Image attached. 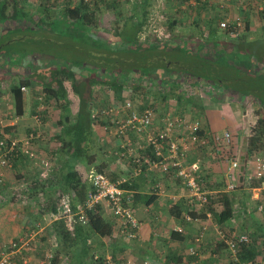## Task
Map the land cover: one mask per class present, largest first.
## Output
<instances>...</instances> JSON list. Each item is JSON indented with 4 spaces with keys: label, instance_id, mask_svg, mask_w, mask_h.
<instances>
[{
    "label": "crops",
    "instance_id": "crops-1",
    "mask_svg": "<svg viewBox=\"0 0 264 264\" xmlns=\"http://www.w3.org/2000/svg\"><path fill=\"white\" fill-rule=\"evenodd\" d=\"M18 1L20 0H17V2ZM121 1V9L124 16L120 20V23H122V29L120 28V30L123 34H126V26L130 24L134 28H137L135 29L134 34L136 36L133 38V41L138 38L140 39V32H143L145 27H148L149 24H154L157 19L153 18V14H149V12L147 13L144 11L145 8L143 9V7L145 6L146 0ZM151 1L152 0H148L149 5L152 4ZM166 1L167 2L163 4V9H165L166 12L164 11L162 14L160 13L158 20L166 21L167 25L163 27L161 26L162 29L160 30L156 29L155 26L154 28L151 27V30L157 32L158 39H156V41H162L161 44L163 45H169L176 42L187 52L186 58H192V56H194V58H198L202 62L203 60H211L212 58L216 59L218 55L222 57L234 55L236 56V62L235 64L233 63L234 66L241 67L243 64H248L249 66L255 67V74L252 73V70L242 71L250 76H255V78H259L262 74L264 79V69H260L261 64H258L255 60L250 58L244 51H241L242 54L244 53V55H241L237 48V46L242 47L248 39H252L251 37L258 39H262L264 37V11L262 13H255L259 16L261 23L259 29L253 28V25H255L256 22L254 19L252 21V18L254 17V15L251 14L252 12L243 13L246 16L245 22L249 26L247 25L248 28L242 35L243 39L240 42H236L235 40H232L230 36L221 32L218 28V21L220 18H225L228 14L231 15L234 11L237 12L239 10L238 12H242V8L238 7L237 4L232 8L231 6H233V2L229 4L228 7L230 11L227 10L226 14H224L226 10L223 12L220 9H217L218 16H216L214 20L216 25H213L216 33L214 32L213 34L211 27L212 22L207 20V11H211L210 8L205 7V5H203V7L202 5L201 7H198L201 3H194L192 0L181 1L184 2L183 4L176 0L177 6L175 0ZM21 3L26 6L25 10L27 12L39 15L34 17V22L41 24V12L39 11L41 4L46 3L49 8H52L57 12H60V9L64 5L63 0H28L27 3L22 0ZM174 4L175 6H173ZM188 4L195 6V10H197V12H194L195 10L191 12V22L185 25L186 22L181 23L177 13L180 12V9H186V7L189 6ZM241 6L243 7L244 5ZM72 7H74V5H72ZM28 9H31V11ZM195 13L201 15V19L203 20L202 22L200 21L198 15V18L192 19V14ZM56 17L58 16L56 15ZM13 20L14 19H11L10 21L12 23L11 25H13L12 27L2 28V25H0V39H4V42L0 44V50L2 52L3 50H6L7 54H9L7 59L0 56V60L3 63V65H0V120H3L4 118L5 122H8L5 126H2L4 128L0 127V134L3 136V139L7 138L9 141H14L12 140L14 138L23 140L30 135H35L36 139L32 149L34 158L29 159L28 156H21L19 154H16L18 157L14 158L13 155L10 167L4 169L7 177L2 179V182H0V189L3 190L2 194H5L8 193L9 190H15V188L18 187L16 190L18 197L22 196L24 201L29 202V208L24 211V215L30 211L36 210L34 214L37 218H43L45 220L44 224L43 222L39 223L35 227L37 230L31 231V233H34L35 231L36 235H42L43 233L46 236L49 233V236L53 238L54 241L52 240L48 242L49 244H47V247L50 249L46 248V237L41 238V240H39L40 242L38 241L37 245L39 246L38 253L40 254V258L36 263H42V261H44V264H52L54 260V253L58 248V242L55 240L56 236L53 230V223L55 221L58 219H64L69 224L71 230H73L76 226L75 218L67 220L65 217L60 216L64 203L70 204L71 198L74 197H71V192L65 193L60 190L59 187L61 185V168L65 163V152L61 150L62 143L58 137L63 135L65 127H74L82 109L81 101L83 98H86L87 101H89L90 109L93 113L91 116V118H93V127L91 130L92 135L90 137L87 136V140L82 144V148L88 150L85 161L83 163L73 162L70 164L69 168L78 171L82 176L83 181L90 188L92 187L87 179V175L91 171L98 172V170L101 169L102 173L113 181L120 180L122 177H129L128 183L126 184L128 186L127 190L131 191L134 195L135 216L139 221L138 238L135 241L130 240L121 233L119 222L113 215L107 203L101 204L98 210L101 212L104 220L110 225V235L105 237L96 234L92 236V239H89L88 245L93 247L91 254L94 256L95 260L102 259L106 264H127L130 261H133L136 264H165L168 262L170 257L174 255L179 264H230L231 259L229 257L228 249L225 244L220 241L218 232L235 231L240 234H248L252 237L254 242H257L256 248L258 250V255L255 258L254 263L251 262L250 264L264 262V190L259 189L260 184L250 188L246 186L245 188H239L233 192H228L235 201V216L231 221L220 225L216 222L215 218L216 214L222 210L221 207L218 206V203L211 206L206 205L205 207L190 204L189 190L183 186L181 181L175 176L163 174L158 169L147 166L143 167V173L140 176H132L133 167L130 162L128 163V160L121 157V154L124 151L121 148L123 140L115 135L106 134V124L108 123L106 116H103L105 111V108L103 107H106V109H120L124 105V102L127 100H125L124 97L125 91H122L121 93H114L112 91L113 93L110 94L108 102H105L107 99L100 98V90L98 86L93 85L90 91L88 86L86 88V93L83 96L81 90H84L85 86H77L78 89L75 92L79 101H77V99L72 100L70 97H67L70 103L69 113H61V110L56 107L57 100L51 98L50 101L53 106H50L47 111L50 119L46 123L38 121L36 119V113L37 109L39 111L40 108H38V105L40 104L41 106V102L38 100L39 96L44 97L49 94L48 90L50 89L40 86L43 84L41 79L34 77L36 79L33 80L31 74H27V70H31V59L36 55H30L31 50H28L26 45H31L34 41L40 40L36 37L37 35L31 36L29 33L17 34L12 32L11 29H15L19 26H15L16 24H19L18 22L21 23V21ZM5 24L7 25V23ZM140 25H142L141 29H139ZM184 25L190 31L188 36H185L182 33L181 29ZM124 28L126 30H124ZM45 29L51 30L48 26H46ZM167 34L170 40L166 39ZM159 35H162V37H159ZM116 36H120V34L116 33ZM123 38L128 40L126 35H124ZM18 44L21 45V49L13 48V50L12 45L16 46ZM158 44L159 43H156L145 48L153 50V46ZM138 45L140 46V44ZM133 46L136 50L137 44L134 43ZM131 48L134 50L133 47ZM259 48L262 49L263 52H260V56L264 58V47L262 46ZM249 50L251 49L249 48ZM136 52H138V49ZM167 56V58L162 60V63L166 64L167 70L164 71L163 68H160V72L155 73L157 74L155 76L157 79L155 82L158 83L159 77L161 78L162 74L165 72H171L174 74L180 71L181 73L190 74L189 80H186L185 82L184 89L186 90L185 86L187 85V81L194 80L187 85L190 87L188 91L190 92L189 94H193V97H196V94L198 95V100L196 103H193V105H201L199 108L191 109V111L194 110L191 114L198 110V113L196 111L194 116L183 117L187 118L189 121H200L202 130L204 131L203 135L208 137L216 133L230 132L233 138H235L234 143H237L239 150L243 149L246 139L251 132V128L256 124L257 116L256 119H254L255 121L248 123L251 122L248 112L245 110L242 112L238 110L240 109L239 107L244 105L243 102H241L243 101L241 100L242 96L238 92L233 91L234 93L231 92V94H234L236 97H233V95L228 96L226 93V95H224L225 98H221L224 90L219 89L217 85H213V83L208 79L205 80L206 82L204 85L202 78L191 75L193 71L191 69L193 66L188 64L186 60L184 63H180L181 61L171 59L170 56L172 55L170 53H167ZM157 62H159V58L156 54V59L151 62L149 61V63L155 64ZM182 64L183 68L177 70L176 68L180 67ZM75 68L74 72L77 75L76 79L79 81L83 77H94V69H91L87 65H84L81 71L78 67ZM1 72H6L5 81L2 79L3 74ZM81 73L82 75H80ZM173 74H166V77L174 76V78H176L175 74ZM174 78L171 77L172 80ZM50 81H53V78H51ZM68 83L71 84L72 82L67 81L64 84V88L66 90L67 88H70ZM81 83L82 82L80 81L78 85ZM159 84L161 85L157 87V91L166 89L165 86H163V80H160ZM15 85L20 86L21 90L23 87L26 88L25 91L22 90L25 102V112L23 116L16 115L15 98L13 92L11 91ZM59 89H61L59 86H53L52 92L54 91L56 93ZM78 92H80L79 95ZM70 93H72V91ZM98 95L99 99L96 98ZM162 96L163 97H160L161 101L166 98V101L171 102L172 105H174V103L178 104L176 99L177 97H167L166 94H163ZM185 96L187 95L185 94ZM192 100V97H188L187 99L183 98L181 105L185 103H192ZM239 102H241V104ZM145 105H147V102ZM226 105H233L234 109L231 108L228 110V113H225L223 106ZM146 107L152 106L149 104L142 109L140 108L139 111H143ZM154 109L156 110V108ZM161 110L162 109H159V111H157L158 114H161ZM63 115H67L68 117ZM99 116L103 117L99 118ZM66 117L69 118V122L66 120L63 121ZM123 117L125 116H121V118ZM165 117L166 116H155V124L162 121ZM240 122H243V128L238 131ZM10 137H12V139ZM128 139H130L133 143H136L140 138L134 133H129ZM211 145L213 146V144ZM145 155L150 156L151 150L147 149L145 151ZM215 157L217 158V161L211 164L210 161H212V159L214 160ZM51 158L53 164L49 160ZM223 158H228L225 152H217L211 150V147L204 148L200 146H191V150L188 155V160L190 162L196 160H200L202 162L204 171V173H202V181L204 188L210 195L211 201H217L219 197L218 194L224 191V171L227 162L225 160L223 161ZM41 160H45L47 165L43 166L39 164L38 162ZM243 161L244 158H242V163L244 164ZM51 168L54 170L55 175H50L47 181L42 180L44 176H47ZM69 168L66 167L68 170ZM40 170L42 174L37 175V171ZM245 170L247 169H245V166L243 165L240 170L241 182L243 181L244 175L247 173L244 172ZM9 172H15L16 175L8 176ZM37 181H41L43 188L38 190L39 193L37 199L40 202V206L33 197H29L30 195L28 191V189L32 188ZM3 183L6 185L2 186ZM157 186L163 190V194L155 191ZM27 195H29L28 198ZM260 207H262L261 211L259 210ZM55 209L56 211H54ZM192 214L196 217H193ZM186 215L197 219V221L187 222L185 219ZM177 228H180L182 232L177 233L175 231ZM28 229L31 230L30 228ZM199 236L203 237V243L200 246L195 244V239ZM12 240L14 241L16 239ZM9 242L10 241L7 243H1L0 251L7 250V244ZM192 247L197 249L198 253L195 256L189 255V249ZM31 252H33V249L32 251L25 252L24 254L28 257ZM49 255L53 256V259L50 261H48ZM69 261L68 264H70Z\"/></svg>",
    "mask_w": 264,
    "mask_h": 264
},
{
    "label": "trees",
    "instance_id": "trees-1",
    "mask_svg": "<svg viewBox=\"0 0 264 264\" xmlns=\"http://www.w3.org/2000/svg\"><path fill=\"white\" fill-rule=\"evenodd\" d=\"M21 1L22 0L18 2L17 0H0V25H2V28L12 27L13 25L9 24V22L11 21V19H14L13 21L15 20L21 21V23L18 22L19 24L15 25V26L17 25L19 26H17L15 29H11L12 32L17 33V34H22V33L34 34V33L45 32L47 31L45 27L48 26V28L51 29L50 31L51 33H54V34L58 33L60 35H65V36H70V37L71 36L73 37L76 35H77L76 37L82 36V35L83 36L90 35L91 33H93L95 29H97L100 26L101 17H102L103 12H106L107 9L109 8L117 9L118 5L122 4L121 0H103L100 2H95L91 5L79 4V5L72 7V4L69 0H63L64 5L60 9V12H57L56 10L49 8L46 5V3H43L44 5L41 4L40 5L41 8L39 9V11L41 12V19H40L42 21V24H41L38 22H34V17H36L37 14L27 12L25 10L26 6L23 3H21ZM196 1L198 3H202V7L203 5H205V7H208L213 4L207 1L205 2L201 0H196ZM262 1L263 0H244V1L230 0V2H233L232 5L237 4L238 7L242 8V12L240 11L241 14L245 12L247 13L252 12L251 14L262 13L263 11H259L258 9V7L262 4ZM23 2L27 3L28 0H23ZM181 3H184V2H181ZM207 3H209V5ZM188 5L189 6H187V8L195 10L196 8L195 6H192L191 4H188ZM241 5H244V6L242 7ZM148 6H149L148 0H146L145 6L143 7V9L145 8L144 11L147 13H148L147 11ZM232 7L234 6H231V8ZM227 10L230 11L229 7H227L224 14H226ZM56 15L58 17H56ZM243 17L245 19L246 17L245 14H243ZM223 19L220 18V20L218 21L219 29H220V22ZM5 23H7L8 26ZM213 25H216L215 22H212V26H211L212 32L214 34L215 31H214ZM247 25L248 24L246 23L245 25L246 29L249 26ZM141 26L142 25H140L139 29H141ZM53 28L55 29L54 32H53L54 30ZM225 34L229 36V32H226ZM31 36H34V35H31ZM93 38L95 39L91 38L92 40H91V46H90L92 48H89V49L81 48V50H79V48L77 47L76 49H78L79 53L82 56L87 55L89 57L87 53L91 54L92 58L95 59L92 61L94 65L95 66L104 65L105 71H106V65H108V62L106 61L107 50L111 51V50L119 49L123 52L128 53L130 51L134 53L138 49V52L153 51L152 52L153 54L154 52H156L157 57L159 58V61H160L158 62V64H160L159 66H162L164 71H166L167 69H166V64L162 63V60L168 57L167 53H170L171 55L180 53V54H183L184 57L187 56V52L184 49H182L176 42L169 44V45H166V44L163 45L161 44L162 42H160V44L153 46V50H151L149 48H144L141 44L139 46L138 45L139 43L135 40L131 42L130 47L120 46L114 49H108L106 47V44H107L106 39L104 38L99 39L94 36ZM242 39L243 37L235 41L240 42ZM3 40L4 39H0V44L4 42ZM34 43L35 41L31 44H34ZM134 43L137 44V48L135 51L131 48ZM157 43H159V41ZM85 44L88 47L90 45V43H87V42ZM30 53H31L30 55L33 54L32 52ZM8 57H9V54H7L6 52L2 58L7 59ZM51 58L56 62V65H59L61 64V62L64 61V60L57 61L55 57H51ZM143 60L146 61V62H142L143 68L153 65V63L152 64L149 63L150 55L143 57ZM84 65L85 63H82V62H73V63L66 62L64 64L65 68L58 70L57 75L55 77H52L53 81H49V82L47 81L45 84L43 82V84L40 85L42 87L44 86L45 88L50 89L48 90L49 94L45 95L44 97L39 96V99H38L39 102H41V104L43 103L44 105L47 106L46 112L37 110L36 116H38L41 123H46L50 119L48 117L49 114H47V111L50 106H53V104H51L52 102L50 101L51 98H54L55 100H57L56 107H58L61 110V113L70 112L69 111L70 103H69V100L67 99L66 89L64 88V84L67 81H71L73 84L76 85V87L79 86L78 83H80L81 80L86 81L88 82L87 85L89 86V91L93 85H96L100 88L106 83V86H109V89H111L114 93H121L122 91L125 90L126 86H124V84L121 82L122 80L124 81V83H127V81H130L132 83V87L130 89V91H132V97L133 99L135 96H138L140 98L141 109L144 108L145 106H148V105H145V103L147 102L146 99L149 96V92L147 90L148 88H146L147 85L149 86V90H150L152 87L160 86L161 84H159V81L163 80V83H164L163 86H165V88L167 89L171 81L172 82L174 81L171 79V77H174V76L166 77V74L172 75L173 73L171 72L163 73L161 78L159 77L158 83H156L155 81L157 79L155 78V76L157 74H155L154 72H150L148 69H146L148 71H144L141 69L139 74L137 75L138 76L137 80L132 79L130 77V75L132 74L131 72L124 73L123 71H120V69H118L115 72L113 71V75L117 74L115 76L119 77V79L116 78V80L112 82V81L106 80L105 78H100L96 74V71H95L96 68L94 66H93L94 67L93 74H95L94 77H90V78L83 77L79 81L78 79H76L77 75L75 74L74 69H76L75 67H78V69H80L81 71L82 66ZM71 66H73L72 67L73 70L72 68H70ZM101 72L102 71H100V73ZM80 75H82V73ZM189 78H190V74H185L183 72L181 73L180 71L176 75L177 83H181L182 80L183 81L189 80ZM146 79H148L147 80L148 83H146ZM208 80L212 82L213 85H217L215 82L216 80L215 78H213V76L210 75L208 77ZM224 82L226 83V79L223 78L219 82V85L221 83L223 84ZM53 83H58L59 88H61L57 90L56 93L54 91L52 92ZM11 91L13 92V95L15 98L16 115L23 116L25 112V102L23 98V91L21 90V87L18 85H15L11 89ZM81 92L83 96L85 95L86 90H82ZM186 95L190 96L189 93H187ZM40 98H42V100H40ZM96 98L99 99V95L96 96ZM183 98L187 99L185 95L183 94H181L180 96H177L178 104L180 105L182 104ZM43 99L45 102H43ZM81 102H82V109H81L80 114L78 115V119L76 120L74 127L73 128L65 127V129L63 130V135L58 137V139H60V142L62 143L61 150L65 152V157H64L65 163L62 165L63 167L61 168L62 169L61 174H60L61 185L59 187H60V190H62L65 193H70V192L72 193L71 197H74V198H71L70 206L74 213L78 211L79 206L80 207L84 206V204L86 203L87 197L92 189L83 181L82 176L80 175L78 171L73 170L72 168H69L70 164L73 162L83 163L85 161V157H86L88 150L83 149L82 144L84 141L87 140V136L90 137L92 135L91 130L93 127V118H91V116L93 113L90 109V103L89 101H87L86 98L85 99L83 98ZM105 102H108V100H106ZM39 107H40V104L38 105V108ZM103 108H105V111L110 109V108L106 109V107H103ZM255 113L257 116V121L254 127L251 128V132L246 139L245 146H243V149L239 150L237 143H234L235 138H233L232 150L226 153L227 156L233 155L237 159H240L241 163H242V158H244V161H243L244 164L242 163L244 166H246V163L251 156L259 152H264V102L260 101L258 108L255 110ZM63 116H67V115H63ZM67 117L64 118L63 121L66 120L69 122V118ZM1 140H3V136L0 134V141ZM34 142L35 140L32 143V149L34 146ZM15 157L17 158L18 156L14 154V158ZM49 160L51 163H53L52 158ZM224 160L225 158H223V161ZM40 162L38 163L40 164ZM66 167H68L69 170L66 169ZM98 172L102 173V170L99 169ZM244 172H247V170H245ZM54 173H55L54 170L51 168L47 176H44L42 180L47 181L50 175L52 176L55 175ZM40 174H42L41 170L37 171V175H40ZM41 181L40 182L37 181V183H35L34 186H32V188L28 189L30 196L27 195V198L28 196L30 198L33 197L35 201H37V204L39 206H40V202L38 201L37 197L39 193L38 190L43 189ZM238 185L239 186L237 189L245 188L246 186L250 188V187L259 185V182L255 181L252 183H247L245 180H243L242 182H239ZM124 188L127 189L128 186L125 185ZM218 196H219L218 200L212 201V204L218 203V206L221 207L222 210L218 214H216L215 218L218 224L223 225L226 222L231 221L234 218L235 216L234 215V205H235L234 202L235 201L229 193L224 192V191L220 192ZM98 209L94 212L87 213V224L86 225L82 226L81 223L78 222V218L75 217L76 226L73 230H71V228L69 227V224L64 219H58L57 221L53 223V230L56 236L55 240L58 242V248L54 253V260L52 264H62L61 262L63 261V258H62L63 255L68 256L71 259V260L69 259L70 264H106L105 261H103L102 259H98V260L94 259V256H92L91 254L93 247L88 245V241L89 239H92L93 235L99 234L100 236H105V237L110 235V225L104 220L101 212H99ZM54 211H56V209ZM193 217H196V216L193 215ZM250 238H251V242L249 244L242 245L240 247V252L238 256L239 258L237 261H233L229 253V257L231 259L230 264H250L251 262L254 263V260L258 255V250L256 248L257 242H254L251 236ZM165 264H179V262L178 260L175 259V256L173 255L172 257H170L168 262Z\"/></svg>",
    "mask_w": 264,
    "mask_h": 264
},
{
    "label": "built area",
    "instance_id": "built-area-1",
    "mask_svg": "<svg viewBox=\"0 0 264 264\" xmlns=\"http://www.w3.org/2000/svg\"><path fill=\"white\" fill-rule=\"evenodd\" d=\"M72 5L79 4L91 5L103 0H69ZM219 5L221 11H225L230 0H213ZM259 11H264V0L258 7ZM246 22L241 12L228 14L220 22V30L229 32L232 40H239L246 31ZM213 87V86H212ZM26 90L25 87L22 88ZM42 100V98H40ZM39 111H45L42 103ZM106 116V134L115 135L123 140L121 148L124 150L121 157L130 162L133 167V177H138L143 173V167L156 168L166 175H173L181 181L183 186L189 190V203L205 207L210 204V195L204 188L202 181L203 167L200 160L190 162L188 155L191 146L210 148L214 151L227 153L232 150L233 136L230 132L216 133L210 137L203 135L200 121H189L187 118L179 115L172 117L171 113L164 115L158 114L152 107H146L143 111L135 109L134 103L127 99L120 109L110 108L104 111ZM103 116H99L103 117ZM121 116H125L121 118ZM155 116H166L159 124H155ZM38 121L39 118L36 116ZM129 133L139 136V141L133 143L128 139ZM36 139L35 135H30L23 140L9 141L7 138L0 141V182L4 179L3 170L10 167L11 159L14 154L28 156L33 159L32 143ZM213 144V146L211 145ZM151 150V155L146 156L145 151ZM36 159V155H35ZM227 162L225 168V186L224 192H233L237 190L240 178V170L243 166L240 159L233 155L225 159ZM41 165H47L45 160H41ZM247 169L243 180L247 183L259 182V189L264 190V153L259 152L251 156L245 166ZM91 184L92 191L83 207H79L74 213L69 203H64L60 216L67 220L78 218L81 225L87 224V213L96 211L103 203H107L113 215L118 220L120 231L130 240L135 241L138 238L139 221L136 219L134 206V195L131 191L124 188L128 183L129 177H122L120 180L113 181L105 174L91 171L87 175ZM156 192L163 194L160 187H156ZM262 210V207L259 208ZM187 222H195L197 219L186 215ZM177 233L182 230L177 228ZM35 234L12 240L7 244V250L0 251V264H33L31 257L24 253L32 251L30 242ZM218 236L221 242L228 248L230 257L233 261L238 260L240 247L249 244L251 238L248 234H240L235 231H219ZM203 243V237L195 239V244L200 246ZM34 251V250H33ZM197 249H189V255H197ZM53 256H48V261ZM36 264H44L36 263ZM127 264H136L133 261ZM253 264V263H252ZM257 264H264L260 262Z\"/></svg>",
    "mask_w": 264,
    "mask_h": 264
},
{
    "label": "rangeland",
    "instance_id": "rangeland-1",
    "mask_svg": "<svg viewBox=\"0 0 264 264\" xmlns=\"http://www.w3.org/2000/svg\"><path fill=\"white\" fill-rule=\"evenodd\" d=\"M141 1V0H140ZM171 1V0H168ZM179 2L184 1V0H178ZM194 3H198L196 0H192ZM211 2L213 3L212 5L208 6V8L211 9V11H207V20H210L211 22H214L216 16H218V12L217 9L219 10V6L214 3L212 0H204L203 2ZM240 1V0H239ZM244 1V0H241ZM152 4L149 5L148 7V12L149 14H153L155 19H157L156 22H154V24H149L148 27H145V30L141 33L140 39L138 38L136 41L141 44L144 48L147 46H152L154 44H156L158 41H156V39H158V35L157 32L154 30H151L152 28H155L160 30L162 29L163 26L167 25L166 21H162V20H158L159 14L163 13L165 11V9H163V4H165V2H167L166 0H152L151 1ZM176 3V0H175ZM232 3V2H231ZM183 4V3H181ZM209 5V3H207ZM202 3L198 6L201 7ZM175 6V4L173 5ZM177 6V3H176ZM233 6H236V4H234ZM31 11V9H28ZM117 10V11H116ZM180 12L177 13L179 15V18L182 22H186L185 25H187L189 22H191L190 20V16H191V12L194 10H191L190 8L186 9H180ZM166 12V11H165ZM194 12H197V10H195ZM235 14V11L232 13ZM198 14H192V19L193 18H200V21L202 22L203 20L201 19V15ZM254 17L252 18V21L254 19V21L256 22L255 25H253V28L255 29H259L260 28V20H259V16H257L255 13H253ZM39 16V15H37ZM124 16V13L122 12L121 9V5H118L117 9H107L106 12H103L102 17H101V24L100 26L95 29L93 31V33H91L90 35H82V36H65V35H60L58 33L54 34L51 33V30L45 31V32H40V33H34V34H30V35H37L36 37L39 38L40 41H35L34 44H27L26 48L28 50H31V52L36 55L31 59V65L29 69V71L27 70V74H31V76L33 77V80H35L37 77L39 79H41L44 84L48 81H50V79L52 77H55L57 75V71L65 68L64 64L66 62L69 63H73V62H82L85 63V65H87L88 67H90L91 69L94 67L96 68V74L100 77V78H105L106 80L109 81H115L116 78L119 79V77H116L115 75H113V71L115 72L116 70L120 69V71H123L124 73L126 72H131L132 74L130 75V77L132 79L137 80L138 79V74L140 72V70H144V71H150V72H154V73H159L160 68H162V66H159L160 64L155 63L153 65H150L148 67L143 68V63L142 62H146L143 60V57L150 55V62L153 61L154 59H156V52H154V54L152 53L153 51H143V52H123L119 49L116 50H107L106 54V61L108 62V65H106V71H105V67L104 65H100V66H95L94 63L92 62L93 59L91 54L87 53L89 55V57L86 56H82L78 49H76L77 47L79 48V50H81V48H92L91 46V40L95 39L94 37H97L99 39H106V47L108 49H114L116 47H125V46H129L131 42L133 41V38L136 36L135 33V29L133 26H131L130 24L127 25V30L124 28V30L127 31L126 34H123L122 31L120 30L122 23H120V20L122 19V17ZM152 18V17H149ZM211 18V19H210ZM168 21V20H167ZM163 22V23H162ZM10 24H12L10 22ZM184 25V27L181 29L183 35L188 36L190 34V31L188 28H186ZM162 26V27H161ZM139 27V26H138ZM152 27V28H151ZM159 27V28H158ZM54 29V28H53ZM122 29V28H121ZM144 29V28H143ZM142 29V30H143ZM155 29V30H156ZM55 31V29L53 30V32ZM151 31V32H149ZM218 31V30H217ZM119 33L120 36H116V33ZM220 33V32H219ZM124 35H126V37L128 38V41L125 40L123 37ZM166 39L170 40L168 34L166 35ZM159 37H162V35H159ZM92 38V39H91ZM252 39H248V41H246L243 46H237L239 52L241 53V51H244L250 58H252L253 60H255L258 64H261L260 69H264V58L261 55L262 49H260L259 47H264V37L262 39H258V38H253ZM90 43L89 47L85 44V43ZM162 42V41H161ZM160 44V42H159ZM259 46V47H258ZM21 45L18 44L16 46L12 45V49H21L20 48ZM134 48V46H132ZM249 48L252 50H249ZM13 49V50H14ZM106 51V50H105ZM135 51V49H134ZM18 52V51H17ZM261 52V53H260ZM6 53V50H3V52L0 50V56L3 57V55ZM205 54V53H204ZM93 55V54H92ZM113 55V56H112ZM241 55H244V53ZM43 56V57H42ZM55 57L57 59V61L59 60H64L63 62H61V64L56 65V62L51 58V57ZM171 59H175L178 61H181L180 63H184V61L186 60V62L188 64H191L193 67L191 70L192 73L191 75L195 76V77H200L202 78V81L205 85V80L208 79V77L211 75L213 76V78H215V82L217 84V86L219 85V82L224 78L226 79V83L224 82L223 84L221 83L218 88L223 91V94L221 96V98H225L224 95L228 96H232L236 97L234 94H231V92L235 91L238 92L242 98L241 102H243V106L239 107L241 112L243 110H245L246 112H248V116L250 117V121L248 123H252V121H255L254 119H256V113L255 110L258 108L260 101L264 102V79H263V75L261 74L259 76V78H255V76H250L249 74H245L242 70L244 71H251L252 73L255 74V67L249 66L248 64H243L241 67L239 66H234L235 62H236V56L234 55H227L225 57H222L220 55L217 56V58H212L211 60H203V62L201 60H199L198 58H194V56H192V58H186L184 57L183 54L177 53V54H173L172 56H170ZM14 60V59H13ZM199 60V61H198ZM1 62V60H0ZM160 62V61H159ZM234 63V64H233ZM0 65H3V63L1 62ZM231 65V66H230ZM67 66V65H66ZM94 66V67H93ZM145 66V65H144ZM72 68V67H70ZM83 68V66H82ZM103 68V69H102ZM183 68V64L176 68L177 70ZM2 69V68H1ZM69 69V68H68ZM148 69V70H146ZM73 70V68H72ZM75 70V69H74ZM100 71H102L100 73ZM7 72V71H6ZM6 72L2 73L3 77L2 79L5 81L6 80ZM106 73V74H105ZM175 76L177 75V73H174ZM95 75V74H94ZM30 76V78H31ZM105 76V77H103ZM29 78V79H30ZM174 78V77H173ZM32 79V78H31ZM148 79H146V83H148L147 81ZM156 80V79H155ZM174 81L169 84L167 89H163L160 91H157V87L151 88L149 90V86L146 88H148V92H149V96L146 99L147 101V105H151L153 108H156V112L159 111V109H162L160 111V113H165V112H170L172 116H194V114L198 113V110H196L194 113L191 114V109L194 108H199L201 107V105H193V103H196V101L198 100V95L196 94V97H193V94H189L190 96H185V97H192L193 98V102L189 103V104H177L174 103V105H172L171 102H167L166 99H164L163 101L160 100V97H163V94H166L167 97H173L176 98L177 96H180L181 94L185 95L187 93H190L188 90L190 89V87H187L188 84H190V82L194 81H187V85L185 86L186 90L184 89V85H185V80L181 81V83H177L176 78L173 79ZM198 80V79H196ZM230 81V83H229ZM81 84H79V87H84V90H86V88L88 87V82H83V80H81ZM124 86H126L125 88V100L126 99H130L134 105H135V109L139 110L141 108V100L138 96H135L134 99L132 97V91H130L131 87H132V83L130 81H127V83H124V81H121ZM65 83V82H63ZM70 85V88H67L66 90V95L67 97H70L72 100H78V97L76 96V89H78L76 87L75 84L73 83H68ZM52 86L57 87L58 83H53ZM75 87V89H74ZM152 87V86H151ZM160 88V87H159ZM204 90H206L205 88H203ZM100 90V98L103 99H109L110 94H112V90L109 89V86L103 85L102 87L99 88ZM226 90V91H225ZM230 90V92H229ZM1 91V89H0ZM72 91V93H70ZM82 91V90H81ZM80 92H78L79 95ZM234 93V92H233ZM195 94V93H194ZM177 95V96H176ZM81 96V94H80ZM115 96V95H114ZM216 97V96H215ZM163 99V98H162ZM177 99V98H176ZM233 99V98H232ZM124 100V98H123ZM235 100V99H234ZM233 100V102L235 103V101ZM121 101V100H120ZM43 102L44 99H43ZM73 102V101H72ZM241 102H239L241 104ZM169 106V107H168ZM184 106V107H183ZM240 106V105H239ZM225 109L224 112L228 113L229 109L233 108V105H226L223 106ZM244 107V108H243ZM181 108V110H180ZM190 109V111H189ZM38 110V109H37ZM45 111H46V107H45ZM44 111V112H45ZM235 111V110H234ZM7 113V112H5ZM164 115V114H162ZM2 116V115H1ZM10 116V115H9ZM246 121V120H245ZM244 121V123L246 124V122ZM161 121L158 122V124ZM8 122H5V119L3 118V120H0V127L4 128L2 126H5V124H7ZM238 131L242 130L243 128V122L239 123L238 126ZM12 139V137H10ZM25 139V138H24ZM12 140H20V139H12ZM30 159V158H29ZM217 161V158L215 157V159L212 161H210V163H214ZM53 164V163H52ZM34 169V168H33ZM3 175L4 178L7 177L6 175V171L3 170ZM15 172H9L8 176H15ZM12 178V177H11ZM6 180V179H5ZM14 181V179H13ZM6 184H2V186H5ZM11 185V184H10ZM1 187V186H0ZM8 187V185H7ZM18 187L12 190H9L8 193L2 194V189H0V244L1 243H7L8 241H11L12 239H19L25 236H28L31 233V231L33 230H37L35 229V227L39 224L45 223V220L43 218H37V216L34 214L36 212V210L30 211L28 213H26V215H24V211L29 208V202L28 201H24L22 196L18 197V195L16 194V190ZM14 192V193H13ZM219 198V197H218ZM212 201H210V204L208 206H211ZM28 228H30L31 230H29ZM35 234V231H34ZM46 237V248L50 249L47 247V244H49V241H54L53 238H51L48 235H44L42 233V235H36L34 236L33 240L30 242L31 247L33 248V252H31V254H29V257H31V260L33 262V264H35L39 258H40V254L38 253V248L39 246L37 245L38 241L41 240V238ZM40 242V241H39ZM43 242V241H42ZM63 261L61 263H67L69 261V257L68 256H62ZM61 258V259H62ZM106 258V257H103Z\"/></svg>",
    "mask_w": 264,
    "mask_h": 264
}]
</instances>
